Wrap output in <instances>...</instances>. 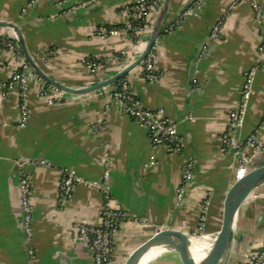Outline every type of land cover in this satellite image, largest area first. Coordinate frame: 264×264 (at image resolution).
Listing matches in <instances>:
<instances>
[{"label":"crops","instance_id":"obj_1","mask_svg":"<svg viewBox=\"0 0 264 264\" xmlns=\"http://www.w3.org/2000/svg\"><path fill=\"white\" fill-rule=\"evenodd\" d=\"M77 1L0 0V21L18 26L39 68L70 89L118 74L140 56L146 41V37L134 42L122 35L102 40L95 34L100 25H126L129 15L125 8L136 0H99L74 15L62 14ZM191 1L170 0L164 25L173 23ZM233 1V9L225 15ZM252 2L264 8V0H205L173 32L158 37L155 66L161 77L157 83L148 84L139 66L122 77L141 106L176 124L185 141L183 154L153 147L148 132L108 99L116 82L83 95L60 91L59 105L53 107L38 96L35 74L24 89L28 120L19 127V94L11 90L3 98L1 91L16 63L11 53L0 48V264H93L87 247L73 238V229L80 224H100L103 197L98 186L106 163L111 207L145 221L117 232L113 264H122L135 247L162 227L186 235L195 233L204 198L209 206L203 237L216 232L226 192L235 181L238 159L233 150L264 115V55L258 53L264 37V13L257 14ZM155 16L150 13L148 22L152 24ZM223 16L219 38L206 40L188 91L189 58ZM12 36V31L0 28V37ZM86 57L100 58L103 69L90 75L81 64ZM250 68H255L252 93L241 126L229 133L231 144L226 152L221 148V134ZM187 156L194 161V176L187 196L179 200L177 189ZM260 159L264 162V154ZM18 161L24 162L22 170L31 185L33 221L28 247L22 241L19 177L17 169L13 170ZM60 169L93 185L79 183L71 199L58 208ZM232 233L225 264H238L242 255L260 249L264 184L240 206ZM147 260L145 264H176L169 253Z\"/></svg>","mask_w":264,"mask_h":264},{"label":"built area","instance_id":"obj_2","mask_svg":"<svg viewBox=\"0 0 264 264\" xmlns=\"http://www.w3.org/2000/svg\"><path fill=\"white\" fill-rule=\"evenodd\" d=\"M33 0H31L32 2ZM99 0H78L77 3L63 11V15H74L77 11L86 10L93 5H96ZM125 8L129 15V20L126 25L122 27H111L100 25L97 27L95 34L96 37L104 40L118 35L127 36L134 42L140 41L142 37H146L151 30V23L148 22L150 13H157L162 0H136ZM205 0H196L188 6L180 16L171 24L163 25L159 36L162 34H170L178 26L180 21L194 15L195 11L201 8ZM235 2L233 1L226 10L225 15L233 9ZM253 9L257 14H263L264 8L251 3ZM224 16L217 20L213 25L209 34V39L217 40L223 25ZM158 36V37H159ZM158 39V38H157ZM153 43L150 52L144 57L138 65L142 78L150 85L159 81L161 75L155 66L156 61V42ZM262 43L258 47V53L264 55V37ZM0 48L8 51L14 58L16 63L15 68L10 73L9 78L2 83L1 91L2 97H6L11 90L17 91L19 94L18 112L20 113L19 127H24L28 120L27 104L25 101V87L28 81L35 75V73L28 67L25 58L22 54L20 47L11 38L0 37ZM81 64L86 67L90 75L96 74L103 69L102 60L100 58L86 57L81 60ZM255 73V68H250L245 71L242 87L240 90L239 99L236 108L229 112L226 118L225 130L221 134V148L226 151L231 144L230 131L237 129L241 126L245 110L246 102L249 100L252 93V81ZM37 94L41 98L47 100L49 106L59 105V97L61 92L46 85L39 77L37 78ZM110 101H113L122 107L124 112L137 124L148 132L150 143L153 147L161 146L175 152L183 154L185 149V141L176 130V124L168 122L163 119L159 112L147 109L137 101L136 97L129 88L128 82L125 79H120L119 82L113 87L112 91L107 94ZM108 110V107L106 108ZM234 155L238 159V165L235 169V180L240 179L246 175V169L254 154L264 151V115L255 124L251 134L240 144L234 148ZM227 152V151H226ZM17 163V162H16ZM43 163V162H41ZM24 163L17 165V175L19 177V194L22 206V221H24L25 234L27 239L31 237L32 218H31V185L29 178L22 170ZM36 162H31L35 165ZM153 163H151L152 165ZM194 161L191 156H187L184 160V169L181 183L177 189V197L182 200L187 196L192 187L193 181ZM102 181L98 186L99 191L103 197L99 218L101 222L97 226L80 224L76 225L73 229V238L76 241L82 242L90 252L91 262L93 264H113L112 259L116 247L115 235L120 230H123L129 224L145 223L143 219L132 218L124 213L114 210L111 207L110 197L107 191L108 169L107 163L105 164L102 173ZM79 183L86 186L93 184L83 180L80 176L75 175L73 172L60 169V180L58 184L57 193V207L60 208L66 204L70 199L72 192ZM209 206L208 198L202 199L199 209V221L197 230L192 236L201 235L207 220V210ZM29 258L32 259L33 253L28 251ZM238 264H264V240L259 250L254 252H247L240 257Z\"/></svg>","mask_w":264,"mask_h":264},{"label":"water","instance_id":"obj_3","mask_svg":"<svg viewBox=\"0 0 264 264\" xmlns=\"http://www.w3.org/2000/svg\"><path fill=\"white\" fill-rule=\"evenodd\" d=\"M194 1L189 2L185 9L190 6ZM170 5V0H162L161 5L156 13L155 19L151 24V30L149 34L146 36L145 47L142 50L140 56L130 65L123 68L119 71L118 74L113 77L106 79L104 81H100L97 84L84 87V88H76L70 89L61 85L60 83L53 81L49 78L44 71L39 68L37 63L31 58L27 47L25 46L22 33L18 26L13 23H6L0 21V28L12 31L13 36L12 39L17 43L18 47H20L22 54L25 58V61L28 67L48 86L53 89H57L69 95H83L87 93H91L94 91H98L99 88L107 86L109 84L117 82L120 78L124 77L127 73H129L132 69L138 67L144 57L150 52L153 43L158 38L162 26L164 25V20L166 14L168 12ZM213 27V26H212ZM212 27L206 34L205 38L193 51L192 55L189 58L188 63V75H187V88L188 91L192 88V82L194 80V75L197 67V61L201 54L203 53L206 40L209 37V34L212 30ZM264 154V151L256 153L252 156L250 163L246 169V175L240 179L235 180L231 187L226 192V196L224 198L222 209H221V219L219 226L213 234V241L211 243L210 249L202 259L200 263H195L193 261H188L185 259L182 253L181 247H185L188 245L190 236L186 235L177 230L169 229L162 227L159 231L154 233L152 236L145 239L144 242L135 247L123 260L122 264H138L139 259L145 255V253L150 250H161L162 253H169L172 255L173 261L176 264H225L224 256L228 252L231 247L232 241L234 239V235L232 233V227L234 220L236 218V214L243 204V202L251 195L252 191L264 184V162L260 159V156ZM24 163L23 161H18L14 164L13 170L17 169V165ZM22 221V214H21ZM23 237L22 241L26 245L29 246L28 239L25 234L24 221H22L21 226ZM205 234L204 232L201 234ZM207 235V234H206ZM200 236V235H197Z\"/></svg>","mask_w":264,"mask_h":264},{"label":"bare ground","instance_id":"obj_4","mask_svg":"<svg viewBox=\"0 0 264 264\" xmlns=\"http://www.w3.org/2000/svg\"><path fill=\"white\" fill-rule=\"evenodd\" d=\"M203 236L205 235H200L195 237L190 236L188 245L185 247H181L183 256L185 257L186 260L193 261L195 263H200L202 259L205 257V255L210 249L211 243L214 238L212 236L210 237H203ZM200 237L201 239H198ZM161 253H162L161 250H150L139 259L138 264H145L147 259L148 262L154 259L155 257H157L158 255H160Z\"/></svg>","mask_w":264,"mask_h":264},{"label":"rangeland","instance_id":"obj_5","mask_svg":"<svg viewBox=\"0 0 264 264\" xmlns=\"http://www.w3.org/2000/svg\"><path fill=\"white\" fill-rule=\"evenodd\" d=\"M193 237V236H192ZM195 237V236H194ZM198 239H201V237L200 238H198Z\"/></svg>","mask_w":264,"mask_h":264},{"label":"trees","instance_id":"obj_6","mask_svg":"<svg viewBox=\"0 0 264 264\" xmlns=\"http://www.w3.org/2000/svg\"><path fill=\"white\" fill-rule=\"evenodd\" d=\"M120 80V79H119ZM119 81L116 82V84L118 83Z\"/></svg>","mask_w":264,"mask_h":264}]
</instances>
